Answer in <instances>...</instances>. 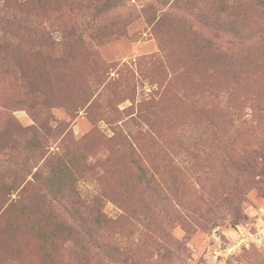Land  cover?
Wrapping results in <instances>:
<instances>
[{
  "label": "rangeland",
  "instance_id": "obj_1",
  "mask_svg": "<svg viewBox=\"0 0 264 264\" xmlns=\"http://www.w3.org/2000/svg\"><path fill=\"white\" fill-rule=\"evenodd\" d=\"M0 147V264H264V0H0Z\"/></svg>",
  "mask_w": 264,
  "mask_h": 264
},
{
  "label": "trees",
  "instance_id": "obj_2",
  "mask_svg": "<svg viewBox=\"0 0 264 264\" xmlns=\"http://www.w3.org/2000/svg\"><path fill=\"white\" fill-rule=\"evenodd\" d=\"M94 100H91V102L87 105H85L87 102H83L79 107L82 108L83 106L86 108L90 107L93 104ZM1 149V147H0ZM3 149H6V147H3ZM137 169H138V180L139 182L143 183L145 185L146 188L150 189L151 191L154 192V194L160 199V200H164L165 199V195L160 187V182L157 181V179L155 177H153L152 175H148L147 174V170L143 165H137ZM101 213H99V211L96 213L94 220L96 222H99V220L101 219Z\"/></svg>",
  "mask_w": 264,
  "mask_h": 264
},
{
  "label": "built area",
  "instance_id": "obj_3",
  "mask_svg": "<svg viewBox=\"0 0 264 264\" xmlns=\"http://www.w3.org/2000/svg\"><path fill=\"white\" fill-rule=\"evenodd\" d=\"M249 238H254V243L257 244L259 247L264 248V227L259 229L255 234H251V237H244L241 241L248 240Z\"/></svg>",
  "mask_w": 264,
  "mask_h": 264
}]
</instances>
